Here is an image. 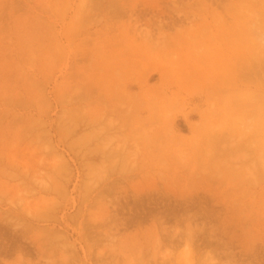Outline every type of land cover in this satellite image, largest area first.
<instances>
[{
	"label": "rangeland",
	"instance_id": "rangeland-1",
	"mask_svg": "<svg viewBox=\"0 0 264 264\" xmlns=\"http://www.w3.org/2000/svg\"><path fill=\"white\" fill-rule=\"evenodd\" d=\"M202 1L0 0V264H264V0Z\"/></svg>",
	"mask_w": 264,
	"mask_h": 264
},
{
	"label": "bare ground",
	"instance_id": "bare-ground-1",
	"mask_svg": "<svg viewBox=\"0 0 264 264\" xmlns=\"http://www.w3.org/2000/svg\"><path fill=\"white\" fill-rule=\"evenodd\" d=\"M135 1H136V0H135ZM201 1H202V0H201ZM202 2H204V1H202ZM214 2H215V0H214ZM204 3H205V2H204ZM215 3H216V2H215ZM205 4H206V3H205ZM203 6H204V4H203ZM226 6H227V5H226ZM221 50H223V49H221ZM231 58H234V57H231ZM242 59H243V58H242ZM232 60H233V59H232ZM225 61H226V60H225ZM225 61H224V62H225ZM221 62H223V60H222ZM228 62H229V61H228ZM231 62H232V61H231ZM235 62H237V61H235ZM232 63H233V62H232ZM243 63H244V62H243ZM224 64H225V63H224ZM231 66H232V65H231ZM231 66H230V64H229V67H228V68H230ZM236 66H237V65H236ZM224 67H225V66H224ZM247 67H248V66H247ZM250 67H252V66H250ZM230 69L232 70V68H230ZM235 69H236V68H235ZM246 69H247V68H246ZM249 69H252V70L254 71L253 68H249ZM233 70H234V69H233ZM248 71H249V70H248ZM232 73H233V72H232ZM244 73H245V72H244ZM248 73H249V72H248ZM253 74H254V73H252V75H251V73H249V75H251V76H253ZM245 75H246V74H245ZM254 75H255V74H254ZM251 76H249V79H250ZM254 77H256V76H254ZM254 77H253V78H254ZM254 79H255V78H254ZM255 80H256V79H255ZM249 82H250V80H249ZM253 82H254V80L252 81V84H253ZM258 84H259V83H258ZM240 147H241V146H240ZM188 243H189V242H188Z\"/></svg>",
	"mask_w": 264,
	"mask_h": 264
}]
</instances>
